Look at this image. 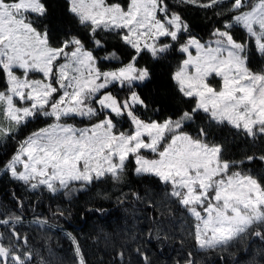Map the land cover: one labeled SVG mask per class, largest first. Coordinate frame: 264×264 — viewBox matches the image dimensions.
Returning a JSON list of instances; mask_svg holds the SVG:
<instances>
[{
  "label": "snow or ice",
  "instance_id": "snow-or-ice-1",
  "mask_svg": "<svg viewBox=\"0 0 264 264\" xmlns=\"http://www.w3.org/2000/svg\"><path fill=\"white\" fill-rule=\"evenodd\" d=\"M178 3L220 9L214 15L227 19L203 40L167 0H0V140L39 117L51 120L18 142L2 170L52 193L137 177L143 192H121L118 200L131 195L155 213L148 242L171 240L163 220L180 212L195 249L227 252L250 238L264 241V149L237 158L225 136L264 144V0ZM113 37L122 47L109 48ZM173 53L180 54L175 66L159 74L170 90L143 96L137 89L151 84ZM145 56L155 64L142 65ZM102 60L118 66L104 70ZM117 86L127 90L123 98L110 90ZM137 109L172 111L142 119ZM77 117L89 123L68 122ZM68 235L78 264H86ZM21 241L27 237L14 228L7 237L0 232V264H30L33 251ZM136 252L153 264L142 248ZM175 264L197 261L189 251Z\"/></svg>",
  "mask_w": 264,
  "mask_h": 264
},
{
  "label": "trees",
  "instance_id": "trees-1",
  "mask_svg": "<svg viewBox=\"0 0 264 264\" xmlns=\"http://www.w3.org/2000/svg\"><path fill=\"white\" fill-rule=\"evenodd\" d=\"M170 7L180 14L192 26L193 34L207 40L214 28L221 27L227 16H216L215 11L220 9H201L191 5L178 3V0H167ZM53 14L56 23L60 15V8L53 4ZM234 37L243 41L245 33L240 29L234 30ZM112 46L122 47L113 37L109 40V48ZM103 56V52H97ZM179 53L169 54L164 61V68L157 66V78L147 87L143 85L137 89L147 98L160 91L166 93L171 84L167 75L160 76L161 72L170 69L168 65L175 66ZM259 60V55L255 57ZM154 61L145 56L141 60L143 65ZM104 70H110L118 66L117 61H101ZM175 105H173V108ZM172 109L162 110L160 113L137 109V114L142 119H162L164 115L171 114ZM39 118H43L39 121ZM23 126L18 137L0 140V214L3 210L10 213H19L22 222H14L4 227L5 237L13 230L21 236L27 237V246L21 241L22 249H30L34 254L32 264H78L75 253V245L69 237V233L78 242L80 252L86 264H143L142 257L136 249L142 248L149 255L153 264H175L177 259H182L189 251L193 252L197 264H264V241L250 238L244 242L234 244L227 252L198 250L193 247L191 239L187 236V224L182 213H175L174 217H166L163 227L172 237L166 243H160L155 239L148 242L145 233L148 231L149 217L155 215L151 209L142 202L136 201L131 195L121 203L118 200L121 192H143L145 185L139 183V178L129 176V182L114 184L111 180L96 181L83 190L68 192L65 190L57 194L50 191H31L23 182L17 181L3 169V165L16 151L19 139L24 133L43 127L50 119L39 117ZM120 125L127 129L128 122L124 118H117ZM231 154L240 157L243 153L252 151L259 152L264 149V144L257 142L253 148L251 142L245 143L237 139L233 143L232 136L225 130ZM78 187V186H75ZM99 210V211H98ZM63 213L61 215L60 213ZM18 215V214H17ZM13 215L11 217H15ZM5 218V215H0ZM37 218H44L51 222V226L43 227L32 224ZM5 241L8 242L7 239ZM123 252L121 259L118 253Z\"/></svg>",
  "mask_w": 264,
  "mask_h": 264
},
{
  "label": "rangeland",
  "instance_id": "rangeland-1",
  "mask_svg": "<svg viewBox=\"0 0 264 264\" xmlns=\"http://www.w3.org/2000/svg\"><path fill=\"white\" fill-rule=\"evenodd\" d=\"M208 40V39H207ZM110 90L114 93V94H117L120 98H123L125 95H126V89H123V90H121L118 86L117 87H111L110 88ZM42 119L43 118H39V121H42ZM43 121H44V119H43ZM51 122V120L48 122V123H50ZM69 123H75V124H77V126H84L85 124H87V123H89V121H87L86 119H81V118H79V117H77V118H75V119H72V120H69L68 121ZM119 126L120 127H122V128H124V129H126L125 127H124V124H123V126H121L120 124H119ZM29 133H24L23 134V136L19 139V140H22V139H24V137L26 136V135H28ZM15 137H18L17 136V134L15 135ZM10 175V174H9ZM21 182V181H20ZM27 186V185H26ZM31 191H41V190H47L46 188H44V187H40V188H37V189H31L29 186H27ZM48 191V190H47ZM62 191V190H61ZM60 191H58V192H56V193H52V194H57V193H59ZM2 214H4L5 215V217H6V219H8L9 217H11L12 216V214L14 215H17V216H19L21 219H20V221L19 222H22V216L19 214V213H10V212H7V211H5V210H3L2 211V213L0 214V215H2ZM0 219H5V218H0ZM18 222V223H19ZM32 224H37V225H41V226H43V227H46V226H51V222H49L47 219H44V218H37L35 221H33L32 222ZM3 229L2 230H0V232H3L4 233V227H2ZM5 234V233H4ZM6 243H8V242H6Z\"/></svg>",
  "mask_w": 264,
  "mask_h": 264
},
{
  "label": "flooded vegetation",
  "instance_id": "flooded-vegetation-1",
  "mask_svg": "<svg viewBox=\"0 0 264 264\" xmlns=\"http://www.w3.org/2000/svg\"><path fill=\"white\" fill-rule=\"evenodd\" d=\"M4 242L6 243L7 241H4ZM6 244H7V243H6ZM25 246H27V244H26ZM34 259H35V257H34L33 260L30 262V264L33 263Z\"/></svg>",
  "mask_w": 264,
  "mask_h": 264
}]
</instances>
